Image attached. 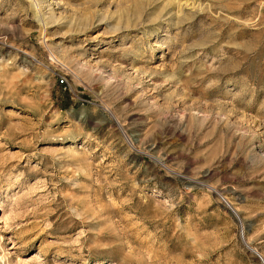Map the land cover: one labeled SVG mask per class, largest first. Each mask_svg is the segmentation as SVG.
<instances>
[{"label": "rangeland", "instance_id": "obj_1", "mask_svg": "<svg viewBox=\"0 0 264 264\" xmlns=\"http://www.w3.org/2000/svg\"><path fill=\"white\" fill-rule=\"evenodd\" d=\"M0 264H264V0H0Z\"/></svg>", "mask_w": 264, "mask_h": 264}, {"label": "built area", "instance_id": "obj_2", "mask_svg": "<svg viewBox=\"0 0 264 264\" xmlns=\"http://www.w3.org/2000/svg\"><path fill=\"white\" fill-rule=\"evenodd\" d=\"M59 80H60L61 83H63L64 81H66V78H65V76H60Z\"/></svg>", "mask_w": 264, "mask_h": 264}, {"label": "bare ground", "instance_id": "obj_3", "mask_svg": "<svg viewBox=\"0 0 264 264\" xmlns=\"http://www.w3.org/2000/svg\"><path fill=\"white\" fill-rule=\"evenodd\" d=\"M36 3V2H35ZM41 23V22H40Z\"/></svg>", "mask_w": 264, "mask_h": 264}]
</instances>
